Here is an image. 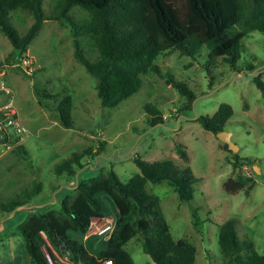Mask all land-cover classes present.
Instances as JSON below:
<instances>
[{
	"label": "rangeland",
	"instance_id": "374dc122",
	"mask_svg": "<svg viewBox=\"0 0 264 264\" xmlns=\"http://www.w3.org/2000/svg\"><path fill=\"white\" fill-rule=\"evenodd\" d=\"M55 1L44 0L46 15ZM71 14L78 20L89 18L80 7L73 8ZM7 20L21 34L34 22L26 10L14 11ZM81 41L86 56L93 60L96 52L88 38L82 36ZM243 44L237 69L221 59L216 67H209L205 48L196 57L165 52L155 61L162 76H144L142 88L111 109L101 105L97 79L75 59L69 25L46 20L22 59L11 58L13 46L0 31V77L8 90L0 94V106L11 103L25 129L23 140L15 141L9 131V137L0 141V203L41 184L40 194L27 206L11 212L0 207V264H34L17 227L36 212L35 206L59 210L65 190L76 189L74 182L107 174L110 168L126 182L139 172L136 156L148 162L172 160L180 167L189 166L197 178L194 199L189 203H182L167 182L147 183L148 192L161 200L174 238L196 246L195 264H223L219 226L229 219L236 220L239 237L251 238L256 250L264 254V96L255 83L258 76L264 81V33L251 32ZM168 75L185 82L196 94L190 108L186 98L167 82ZM68 95L73 99V128L64 127L57 113L59 103ZM148 103L157 108L163 123L151 124L152 113L145 107ZM223 103L234 110L223 131L232 134L237 152L225 149V144L197 121L200 116H213ZM102 141L107 143L105 149L87 156L84 168L71 181L53 171L72 153L98 149ZM179 143L189 156L187 163L176 152ZM18 146L27 153L17 151ZM240 162L244 165H238ZM238 175H242L245 189L232 194L225 183ZM99 198L111 217L94 220L91 233L116 214L109 198ZM89 248L96 252L90 242ZM127 250L136 264H153L136 238L127 243Z\"/></svg>",
	"mask_w": 264,
	"mask_h": 264
},
{
	"label": "trees",
	"instance_id": "16d2710c",
	"mask_svg": "<svg viewBox=\"0 0 264 264\" xmlns=\"http://www.w3.org/2000/svg\"><path fill=\"white\" fill-rule=\"evenodd\" d=\"M75 7L87 11L89 18L76 19L71 14ZM17 10L29 11L34 18L24 34L7 20ZM46 20L70 26L75 59L97 79L102 107L112 109L142 88L144 76H162L155 61L165 52L196 57L205 48L209 67H216V61L221 59L237 69L243 40L253 31L264 33V0H56L50 15H46L44 0H0V31L13 46L11 58L26 56ZM82 36L88 38L96 52L93 60L82 48ZM167 82L186 98L190 108L197 96L189 86L172 75H168ZM255 83L264 96L262 77L258 76ZM72 105V96L68 95L57 108L58 119L66 128L74 126ZM145 107L152 113V125L163 123L153 104ZM233 114L232 106L223 103L213 116H200L197 121L217 136ZM106 144L102 141L98 149L72 153L53 171L71 181L84 168L83 160L101 153ZM16 148L27 153L23 146ZM224 148L229 150L227 144ZM176 152L185 163L189 161L182 144L176 146ZM134 161L139 172L126 182L110 168L107 174L78 180L76 189H66L59 210L33 208L36 212L17 230L34 264H49L44 249L55 263L60 256L73 264H136L125 248L134 238L142 243V251L154 264H195L196 246L174 238L161 200L148 192L147 183L167 182L182 203H189L194 199L197 178L189 166L180 167L172 160L148 162L136 156ZM225 188L232 194L244 190L242 175L229 178ZM40 192L41 184L35 183L7 203H0V207L6 212L15 211ZM99 195L110 199L116 214L111 229L103 233L101 248L91 253L85 237L92 221L111 217ZM194 225L198 227L196 220ZM219 247L223 264H264V254L256 250L253 240L239 237L234 219L219 226Z\"/></svg>",
	"mask_w": 264,
	"mask_h": 264
},
{
	"label": "built area",
	"instance_id": "2783aa9c",
	"mask_svg": "<svg viewBox=\"0 0 264 264\" xmlns=\"http://www.w3.org/2000/svg\"><path fill=\"white\" fill-rule=\"evenodd\" d=\"M2 92H8V90L6 86L2 83L0 77V94ZM17 120L18 119H17L16 111L12 108L11 103L0 106V141H2L3 138L9 137V135H7L9 131L13 134L15 141H19V139L23 140L25 129L22 126H20ZM111 226H112V221L109 223L107 222L105 225H99V227H97V229L94 231V234H103L104 232L111 229ZM91 227L93 228V224L91 225ZM46 258L49 264H63L61 261H59V258H58V262L55 263L49 254H46ZM70 263L71 262H69V264Z\"/></svg>",
	"mask_w": 264,
	"mask_h": 264
},
{
	"label": "crops",
	"instance_id": "0c3cea01",
	"mask_svg": "<svg viewBox=\"0 0 264 264\" xmlns=\"http://www.w3.org/2000/svg\"><path fill=\"white\" fill-rule=\"evenodd\" d=\"M107 218H97V219H94V220H97V221H103V220H106ZM93 220V221H94ZM92 221V222H93ZM104 234H94V233H91L90 231L87 233L86 237H85V240H87L88 238V247H89V242H90V246L94 249V250H98L101 248L102 246V238H103ZM99 242V248L96 249V245L98 244ZM126 250H127V244L125 246ZM128 251V250H127ZM129 252V251H128ZM130 253V252H129ZM131 254V253H130ZM151 262L153 263V261L151 260ZM111 264V263H110ZM154 264V263H153Z\"/></svg>",
	"mask_w": 264,
	"mask_h": 264
},
{
	"label": "water",
	"instance_id": "95a60500",
	"mask_svg": "<svg viewBox=\"0 0 264 264\" xmlns=\"http://www.w3.org/2000/svg\"><path fill=\"white\" fill-rule=\"evenodd\" d=\"M231 136L232 134L229 132H225V131H221L217 134V137L224 143L228 145V149L232 152H237L239 150V148L232 142L231 140ZM78 182V180L76 182H74V184L76 185ZM75 187V186H74ZM73 188V187H72ZM26 205V204H25ZM27 206V205H26ZM25 206H20L18 207V209H21Z\"/></svg>",
	"mask_w": 264,
	"mask_h": 264
},
{
	"label": "bare ground",
	"instance_id": "6f19581e",
	"mask_svg": "<svg viewBox=\"0 0 264 264\" xmlns=\"http://www.w3.org/2000/svg\"><path fill=\"white\" fill-rule=\"evenodd\" d=\"M111 262H109V264H110Z\"/></svg>",
	"mask_w": 264,
	"mask_h": 264
}]
</instances>
